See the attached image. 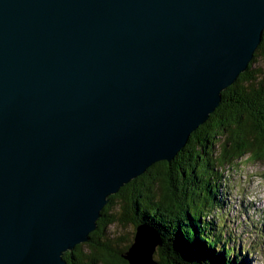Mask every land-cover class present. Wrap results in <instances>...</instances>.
<instances>
[{
    "label": "water",
    "instance_id": "95a60500",
    "mask_svg": "<svg viewBox=\"0 0 264 264\" xmlns=\"http://www.w3.org/2000/svg\"><path fill=\"white\" fill-rule=\"evenodd\" d=\"M264 0H0V264H69L247 70ZM140 222L130 264H159Z\"/></svg>",
    "mask_w": 264,
    "mask_h": 264
},
{
    "label": "trees",
    "instance_id": "16d2710c",
    "mask_svg": "<svg viewBox=\"0 0 264 264\" xmlns=\"http://www.w3.org/2000/svg\"><path fill=\"white\" fill-rule=\"evenodd\" d=\"M262 161L264 32L247 70L175 158L157 162L110 196L90 241L64 257L69 264H130L125 256L133 235H111L110 227L146 222L165 235L159 264H250L249 237L254 232L261 239L264 225L248 222L249 235L232 225L222 188L231 168ZM241 208L237 212L246 211L250 221L253 214Z\"/></svg>",
    "mask_w": 264,
    "mask_h": 264
},
{
    "label": "rangeland",
    "instance_id": "374dc122",
    "mask_svg": "<svg viewBox=\"0 0 264 264\" xmlns=\"http://www.w3.org/2000/svg\"><path fill=\"white\" fill-rule=\"evenodd\" d=\"M228 173H224L225 182L222 188L225 208L231 210L232 225L243 231V234L249 235L251 229L248 222H257L258 229L261 228V224L264 225V161L235 166ZM241 207L246 208L249 214H253L250 221L247 219L246 211L237 212ZM241 222L245 224L241 225ZM134 231L135 227L130 223L126 227L121 225L110 227V234L115 236H132ZM249 241V247L255 250L250 255V264H264V233L259 239L253 232Z\"/></svg>",
    "mask_w": 264,
    "mask_h": 264
}]
</instances>
